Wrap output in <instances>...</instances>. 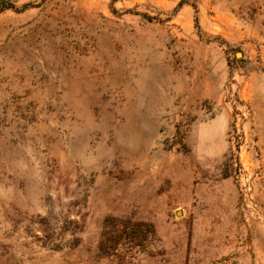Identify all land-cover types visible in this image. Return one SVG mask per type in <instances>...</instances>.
I'll return each instance as SVG.
<instances>
[{
	"label": "rangeland",
	"instance_id": "rangeland-1",
	"mask_svg": "<svg viewBox=\"0 0 264 264\" xmlns=\"http://www.w3.org/2000/svg\"><path fill=\"white\" fill-rule=\"evenodd\" d=\"M13 1L0 264H264V0Z\"/></svg>",
	"mask_w": 264,
	"mask_h": 264
},
{
	"label": "trees",
	"instance_id": "trees-1",
	"mask_svg": "<svg viewBox=\"0 0 264 264\" xmlns=\"http://www.w3.org/2000/svg\"><path fill=\"white\" fill-rule=\"evenodd\" d=\"M14 7V1L13 0H0V12Z\"/></svg>",
	"mask_w": 264,
	"mask_h": 264
}]
</instances>
